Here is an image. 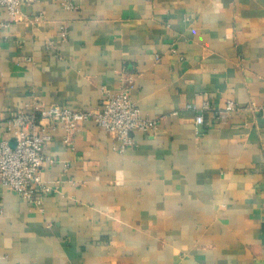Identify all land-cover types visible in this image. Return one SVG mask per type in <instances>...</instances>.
<instances>
[{"label": "crops", "instance_id": "0c3cea01", "mask_svg": "<svg viewBox=\"0 0 264 264\" xmlns=\"http://www.w3.org/2000/svg\"><path fill=\"white\" fill-rule=\"evenodd\" d=\"M63 1L0 4L4 119L132 81L157 124L123 153L93 121L53 130L42 203L0 188V264H264V0Z\"/></svg>", "mask_w": 264, "mask_h": 264}, {"label": "built area", "instance_id": "2783aa9c", "mask_svg": "<svg viewBox=\"0 0 264 264\" xmlns=\"http://www.w3.org/2000/svg\"><path fill=\"white\" fill-rule=\"evenodd\" d=\"M37 1L0 0V4L13 18H19L24 5ZM62 4L67 9L77 7L71 0H64ZM61 33L66 40V25L61 26ZM132 87V81H129L128 85L117 90L104 88L101 104L95 109H72L58 103L46 106L34 98L31 111H13L5 119L0 113V121L4 120L8 133L0 140V188L6 186L33 204L42 203L43 195L49 194L53 188L43 183L41 169L52 162L46 148L53 138L52 131L58 128L65 130V141L72 143L79 126L93 121L109 132L113 148L122 153L134 143L133 132L152 131L157 120L142 114L131 96ZM188 106L196 110L197 125L205 122L206 112L217 113L208 99L203 100L200 106ZM239 109L238 104L229 101L218 114L227 115Z\"/></svg>", "mask_w": 264, "mask_h": 264}, {"label": "water", "instance_id": "95a60500", "mask_svg": "<svg viewBox=\"0 0 264 264\" xmlns=\"http://www.w3.org/2000/svg\"><path fill=\"white\" fill-rule=\"evenodd\" d=\"M13 145H15V140L12 141Z\"/></svg>", "mask_w": 264, "mask_h": 264}]
</instances>
